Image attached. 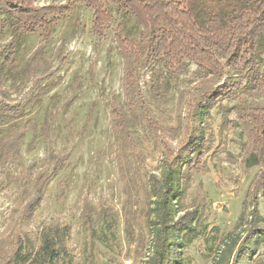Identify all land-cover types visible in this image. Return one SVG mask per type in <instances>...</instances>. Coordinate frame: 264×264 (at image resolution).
Returning a JSON list of instances; mask_svg holds the SVG:
<instances>
[{
	"label": "trees",
	"instance_id": "16d2710c",
	"mask_svg": "<svg viewBox=\"0 0 264 264\" xmlns=\"http://www.w3.org/2000/svg\"><path fill=\"white\" fill-rule=\"evenodd\" d=\"M35 2L0 0V33L6 28L10 34L0 47L1 94H5L3 82L20 67L24 38L38 34L41 39L24 66L26 75L35 76L32 92L25 101L0 99V122L22 118L53 87L54 82L42 76L50 63L45 46L70 5L80 3L91 9V32L98 38L110 27L113 11L118 12L122 18L113 39L123 60L122 94L112 96L108 103L109 126L124 197L123 232L136 251L147 249L140 264H184L185 248L208 231L206 196L197 193L190 205L186 199L194 175L206 169L205 158L213 147L211 111L215 106L221 108L224 100L236 103L234 111L249 145L243 163L257 172L236 226L219 239L210 264L262 263L258 256L264 246V216L259 210L264 201V0H74L44 6ZM130 18L136 34L128 28ZM191 63L196 81L176 99L184 115L178 114L174 126L163 125L151 105L168 101L167 94ZM144 70L149 72L148 98L140 85ZM136 127L161 153L158 174L144 170L141 140L133 134ZM29 130L48 146L49 165L35 174L32 194L17 216L12 236L0 240V264H76L69 246L70 225L54 223L38 232L28 229L48 184L69 166L70 154L51 147L55 134L49 121L39 128L33 123L30 128L2 134L0 129V167L21 159V144ZM168 140H175L176 148ZM4 177L7 183H23L9 172ZM118 222L119 214L107 204L98 208L88 202L83 205L78 216L83 264H99L102 257L119 264L102 249L115 240Z\"/></svg>",
	"mask_w": 264,
	"mask_h": 264
},
{
	"label": "rangeland",
	"instance_id": "374dc122",
	"mask_svg": "<svg viewBox=\"0 0 264 264\" xmlns=\"http://www.w3.org/2000/svg\"><path fill=\"white\" fill-rule=\"evenodd\" d=\"M73 1L36 0L35 5H65ZM91 16V9L84 4L70 5L45 46V57L50 63L42 76L44 81H53V87L41 103L28 110L22 118L11 123L0 122V129L2 134L30 128L33 123L39 128L48 120L55 134L51 136V147L57 153L70 154L68 168L48 184L28 229L38 232L54 223L70 225L72 236L69 246L76 264H83V234L78 226L79 213L86 202L96 208L107 204L117 211L119 222L115 240L107 246L103 245L102 249L115 256L119 264H140L147 249L136 251L134 243L123 232L124 197L109 126L108 103L112 96L122 94L123 60L113 39L117 22L122 17L113 11L110 27L103 37L98 38L91 32ZM2 18L0 16V20ZM128 28L132 34L137 33L133 18L129 19ZM9 37V31L3 28L0 47ZM40 42L38 34H29L24 38L19 53L20 67L13 77L3 82L5 94L0 93V99L25 101L30 96L35 76L26 75L24 66L29 54ZM262 69L264 71V54ZM194 71L195 65L191 63L167 94L168 101L158 106L151 105L159 123L174 126L178 114L181 117L184 115V107L177 104L176 99L184 88L196 81ZM148 81L149 72L144 70L140 75V85L146 98ZM74 94L71 105L64 109V104ZM235 104V101L224 100L221 108L215 106L211 111L213 147L205 158L206 169L194 175L186 199V204L190 205L197 193L206 196L210 203L206 218L208 231L185 248L184 264L211 263L219 239L236 226L242 202L257 172V168H248L243 163L249 145L246 144L247 133L235 114ZM32 132L29 130L26 133L21 144V159L0 167V240L8 241L12 236L17 227V216L32 194L35 174L49 165L48 146L39 134L37 136ZM133 134L141 140L145 154L144 170L158 174L160 151L153 147L139 127L133 129ZM176 143L175 140H168V144L174 148ZM5 172L19 176L23 183H7ZM259 210L264 216L262 200ZM213 227H217L218 232L212 231ZM258 259L263 260L259 264H264V246L259 249ZM99 264L114 263H108L102 257Z\"/></svg>",
	"mask_w": 264,
	"mask_h": 264
}]
</instances>
